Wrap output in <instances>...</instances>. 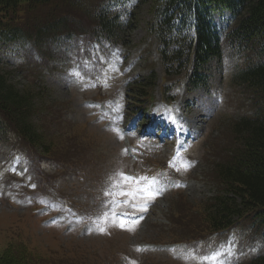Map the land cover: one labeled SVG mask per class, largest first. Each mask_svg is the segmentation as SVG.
<instances>
[{"label": "rangeland", "instance_id": "374dc122", "mask_svg": "<svg viewBox=\"0 0 264 264\" xmlns=\"http://www.w3.org/2000/svg\"><path fill=\"white\" fill-rule=\"evenodd\" d=\"M150 7L149 0L123 6L129 17L134 14L125 47L88 45L84 37L40 47L0 42V73L13 75L12 83L21 89L38 85L49 92L58 121L41 124L56 133L60 153L72 147L77 155L74 167L32 157L28 148L17 146L16 137L9 142L16 148L0 140V250L22 243L55 264L62 257L64 264H201V257L217 249L224 253L221 264H243L264 254V239L241 227L174 245L185 237L169 220L172 207L180 199L198 204L214 195L207 179L217 161L212 145L228 120L252 113L251 95L233 82L250 60L226 49L206 67V87L188 92L185 75H175L168 80L171 99L166 100L158 40L149 30ZM216 20L223 31L231 28L228 16ZM152 67L158 77L154 100L136 104L129 85ZM136 105L154 116L147 118ZM147 121L149 133L138 128ZM158 165L167 172L153 175ZM37 168L42 171L34 174ZM121 171L155 178L165 190L150 202L136 200L148 203L146 211H137L132 202L124 203L127 197L105 194L117 191L110 188V178ZM117 217L129 223L140 219L128 231Z\"/></svg>", "mask_w": 264, "mask_h": 264}, {"label": "trees", "instance_id": "16d2710c", "mask_svg": "<svg viewBox=\"0 0 264 264\" xmlns=\"http://www.w3.org/2000/svg\"><path fill=\"white\" fill-rule=\"evenodd\" d=\"M154 22L149 30L158 40L157 57L163 67L160 86L170 100L168 80L184 74L187 91L207 86L206 67L220 60L224 49L236 50L249 58L233 82L251 95L252 113L228 120L226 131L213 143L216 162L209 182L215 193L198 204L180 199L170 212V222L180 227L186 242L201 241L230 233L238 227L264 239V0H149ZM131 0H0V42H25L37 47L59 40L85 38L125 47L134 30V14L123 13ZM121 7V8H120ZM228 14L233 28L226 36L216 17ZM13 75L0 73V140L28 148L32 157L54 158L71 163L74 148L60 153L58 137L42 125H55L57 112L49 102V92L38 85L21 89ZM158 77L152 67L148 76L133 79L132 98L153 101ZM149 118L151 110L136 105ZM154 116V115H152ZM148 121L139 125L148 126ZM173 228L177 230L174 226ZM179 233V230H177ZM259 238V239H260ZM57 264H64L55 259ZM0 264H55L27 245H9L0 250ZM80 264V263H77ZM243 264H264V254Z\"/></svg>", "mask_w": 264, "mask_h": 264}, {"label": "snow or ice", "instance_id": "6c2138e0", "mask_svg": "<svg viewBox=\"0 0 264 264\" xmlns=\"http://www.w3.org/2000/svg\"><path fill=\"white\" fill-rule=\"evenodd\" d=\"M75 75L79 74L75 73ZM121 138L123 137L121 136ZM126 151L127 150H125V152ZM110 180V188L117 189V191H106L105 194L115 195L119 197H127L128 199L125 200L124 203L132 202L133 206L136 208L137 211H146L148 203H142L137 205L134 203L136 200L150 202L154 200L158 195L162 194V192L165 190L163 187L159 186V181L155 178L129 176L123 173L122 171L117 172L116 176L110 178ZM116 219H119V226L122 229L134 231L135 225L138 223V220L140 218L132 220L131 223H129V221L124 219L123 217H117ZM100 232L102 234H106V228H100ZM138 250L142 251V249ZM223 255L224 253L221 250L217 249L215 252L201 257L200 261L201 264H208L209 261L211 262V264H221L220 258ZM191 258L196 259V256L193 254Z\"/></svg>", "mask_w": 264, "mask_h": 264}, {"label": "bare ground", "instance_id": "6f19581e", "mask_svg": "<svg viewBox=\"0 0 264 264\" xmlns=\"http://www.w3.org/2000/svg\"><path fill=\"white\" fill-rule=\"evenodd\" d=\"M121 8V7H120ZM126 23V22H125ZM60 41V40H59Z\"/></svg>", "mask_w": 264, "mask_h": 264}]
</instances>
